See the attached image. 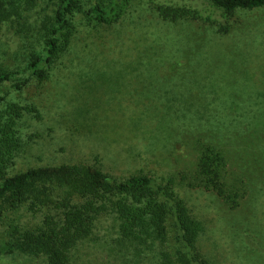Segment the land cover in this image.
Here are the masks:
<instances>
[{
	"label": "rangeland",
	"instance_id": "374dc122",
	"mask_svg": "<svg viewBox=\"0 0 264 264\" xmlns=\"http://www.w3.org/2000/svg\"><path fill=\"white\" fill-rule=\"evenodd\" d=\"M159 5H187L216 14L210 0H130L111 26L88 22L79 12L76 32L44 82L34 79L22 91L13 89L11 83L0 86V94L9 93L7 99L34 104L39 113H27L19 124L23 145L12 173L41 164L84 162L119 177L142 172L166 178L190 167L192 156L184 141L200 129L196 119L179 117L189 106L183 95L237 92L261 96L258 103L247 100L244 108H264V7L237 11L231 32L217 34L210 28L200 29L193 21L164 19ZM51 10L48 0H37L29 10L34 20L3 33L5 49L26 43L15 31L24 28L23 33L32 37ZM197 41L211 48L212 55L228 52L233 59L217 61V67L209 70L208 63L189 58L191 49L184 54L180 50ZM187 65L189 69L182 71ZM246 128L255 137H264ZM254 169L246 165L255 182L237 207H229L214 191L178 188L204 225L197 241L201 254L193 264H264V181L259 179H264V167L261 176ZM33 218L24 212L22 221ZM4 233L5 227L0 226V239ZM168 239L169 245L175 241L173 235ZM158 242L140 250L106 216L72 250L71 263L166 264L172 247ZM33 262L23 255L0 252V264ZM37 263L46 264V260L39 258Z\"/></svg>",
	"mask_w": 264,
	"mask_h": 264
},
{
	"label": "trees",
	"instance_id": "16d2710c",
	"mask_svg": "<svg viewBox=\"0 0 264 264\" xmlns=\"http://www.w3.org/2000/svg\"><path fill=\"white\" fill-rule=\"evenodd\" d=\"M48 1L51 13L43 17L32 37L23 33L24 28L16 30L15 35L21 34L26 43L6 50L3 33L34 20L29 10L37 0H0V86L11 83L13 89L22 91L34 79L44 82L76 32V13H83L88 22L111 26L121 18L130 0ZM210 1L216 14L187 5H159L158 10L164 19L193 21L200 29L228 34L237 11L264 7V0ZM187 46H182V53L191 49L189 58L208 63L209 70L217 67V61L233 59L228 52L212 55V49H205L202 41ZM185 68L182 71L186 72L189 65ZM8 94H0V226L5 227L0 252L12 257L23 255L33 264H38L39 258L46 264H72V250L106 216L113 218L123 238L140 250L166 241L173 250L169 254L177 255L173 261L166 254V264H193L201 254L197 241L204 225L192 214L178 188L214 191L233 208L255 182L246 165L262 175L264 137H255L246 126L264 133V108H244L247 100L258 103L261 96L218 90L183 95V102L189 106L179 117L196 119L200 126L196 135L184 141L192 156L191 165L157 179L142 172L119 177L84 162L41 164L12 173L23 145L19 124L24 115L38 110L34 104L7 99ZM259 179L264 181L262 176ZM24 212L35 219L23 222ZM170 235L175 241L169 245Z\"/></svg>",
	"mask_w": 264,
	"mask_h": 264
}]
</instances>
